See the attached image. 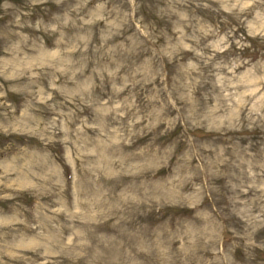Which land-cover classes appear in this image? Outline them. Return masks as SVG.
Instances as JSON below:
<instances>
[{"label": "rangeland", "instance_id": "rangeland-1", "mask_svg": "<svg viewBox=\"0 0 264 264\" xmlns=\"http://www.w3.org/2000/svg\"><path fill=\"white\" fill-rule=\"evenodd\" d=\"M0 264H264V0H0Z\"/></svg>", "mask_w": 264, "mask_h": 264}]
</instances>
